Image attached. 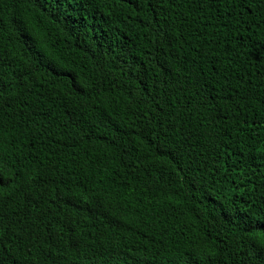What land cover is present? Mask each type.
<instances>
[{
  "label": "trees",
  "instance_id": "1",
  "mask_svg": "<svg viewBox=\"0 0 264 264\" xmlns=\"http://www.w3.org/2000/svg\"><path fill=\"white\" fill-rule=\"evenodd\" d=\"M0 264H264V0H0Z\"/></svg>",
  "mask_w": 264,
  "mask_h": 264
},
{
  "label": "clouds",
  "instance_id": "2",
  "mask_svg": "<svg viewBox=\"0 0 264 264\" xmlns=\"http://www.w3.org/2000/svg\"><path fill=\"white\" fill-rule=\"evenodd\" d=\"M3 158H4V153L0 151V163L2 162Z\"/></svg>",
  "mask_w": 264,
  "mask_h": 264
}]
</instances>
